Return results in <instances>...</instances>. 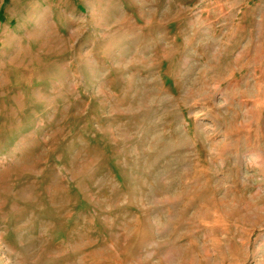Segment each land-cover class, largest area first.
Masks as SVG:
<instances>
[{
	"label": "rangeland",
	"instance_id": "374dc122",
	"mask_svg": "<svg viewBox=\"0 0 264 264\" xmlns=\"http://www.w3.org/2000/svg\"><path fill=\"white\" fill-rule=\"evenodd\" d=\"M0 264H264V0H0Z\"/></svg>",
	"mask_w": 264,
	"mask_h": 264
}]
</instances>
